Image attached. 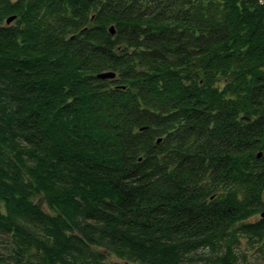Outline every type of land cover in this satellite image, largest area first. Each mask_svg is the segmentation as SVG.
I'll return each mask as SVG.
<instances>
[{
  "label": "trees",
  "instance_id": "trees-1",
  "mask_svg": "<svg viewBox=\"0 0 264 264\" xmlns=\"http://www.w3.org/2000/svg\"><path fill=\"white\" fill-rule=\"evenodd\" d=\"M262 210L261 0H0V264H264Z\"/></svg>",
  "mask_w": 264,
  "mask_h": 264
},
{
  "label": "rangeland",
  "instance_id": "rangeland-1",
  "mask_svg": "<svg viewBox=\"0 0 264 264\" xmlns=\"http://www.w3.org/2000/svg\"><path fill=\"white\" fill-rule=\"evenodd\" d=\"M257 217H260L258 215ZM258 219L256 217L252 218L251 220ZM4 244L0 243V249L1 251H5L3 249ZM235 250L239 254V260L238 264H247L249 262L251 263H259L261 261V252L259 245L257 243H253L250 240L244 238V237H239L238 242L234 245ZM204 253H202L203 255ZM205 260L202 259V257H195L193 258L189 264H204Z\"/></svg>",
  "mask_w": 264,
  "mask_h": 264
},
{
  "label": "water",
  "instance_id": "water-1",
  "mask_svg": "<svg viewBox=\"0 0 264 264\" xmlns=\"http://www.w3.org/2000/svg\"><path fill=\"white\" fill-rule=\"evenodd\" d=\"M15 16H11L10 18L7 19V23H10L12 20H14ZM110 32L112 34H115V28L112 25L110 27ZM116 76V72L114 71H103L97 74V77L101 79H109V78H114ZM161 141V138L158 139V142ZM262 155V152H259L258 156L260 157ZM261 217L264 218V210L261 212Z\"/></svg>",
  "mask_w": 264,
  "mask_h": 264
},
{
  "label": "snow or ice",
  "instance_id": "snow-or-ice-1",
  "mask_svg": "<svg viewBox=\"0 0 264 264\" xmlns=\"http://www.w3.org/2000/svg\"><path fill=\"white\" fill-rule=\"evenodd\" d=\"M262 3H264V0H261Z\"/></svg>",
  "mask_w": 264,
  "mask_h": 264
}]
</instances>
